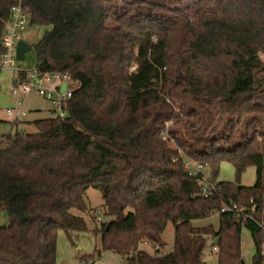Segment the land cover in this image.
Masks as SVG:
<instances>
[{
    "label": "trees",
    "instance_id": "obj_1",
    "mask_svg": "<svg viewBox=\"0 0 264 264\" xmlns=\"http://www.w3.org/2000/svg\"><path fill=\"white\" fill-rule=\"evenodd\" d=\"M121 1L25 0L30 26L51 28L32 47L36 69L67 74L81 88L68 117L52 112L33 122L35 133L13 123L1 139L0 264H59L60 230L72 244L79 234L100 236L102 251L125 264H207L209 238L217 264H241L244 228L253 264H261L258 226L218 212L253 199L261 208L255 218L264 216V0ZM17 3L0 0V55ZM173 120L175 147L162 138ZM215 123L226 134L208 138ZM179 150L208 166L213 182L223 162L232 164L237 182L198 197L202 178L188 175ZM249 167L256 182L240 186ZM89 189L101 192L112 218L93 231L75 214L91 215ZM213 217L217 230L204 223ZM169 224L173 249L161 254ZM144 243L158 248L154 255Z\"/></svg>",
    "mask_w": 264,
    "mask_h": 264
},
{
    "label": "rangeland",
    "instance_id": "obj_2",
    "mask_svg": "<svg viewBox=\"0 0 264 264\" xmlns=\"http://www.w3.org/2000/svg\"><path fill=\"white\" fill-rule=\"evenodd\" d=\"M115 1L120 6L126 5V3L121 0ZM127 3L131 4L132 2L129 0ZM50 30L51 28L47 26L31 25L21 34V37L33 47V45L37 44ZM261 58L264 60V55H262ZM15 66L16 68L27 72L34 70L36 68V53L33 48L26 54L25 60L22 62H16ZM16 76V70L4 68L0 70V142L3 135L12 132V123L14 119L7 114V110L15 109L18 102L25 100V109L28 114L21 121L23 123L18 124L19 122H16L18 127L14 130L23 133H35L37 132V129L33 122L52 116L48 111L51 109V105L36 94L32 93L28 96L23 94L14 95L15 85L13 80ZM176 111L178 112V110ZM177 127L178 124L173 120L166 126L165 130H175ZM213 128H216V130L214 132H208L206 134L208 138H219L220 134H226V127L219 126L218 123H215ZM170 145L175 147L174 142H170ZM179 155L183 157V161L189 159L181 150H179ZM204 174L209 181L213 182L211 179V170L208 166H205ZM236 179V170L234 166L228 162H223L220 165L217 182L214 183L235 184L237 182ZM255 182L256 169L254 167H249L242 175L240 186L252 187ZM86 201L89 208L92 210L90 216L101 217L102 220L96 223L89 215H84L78 211H75V214L84 217L87 226L91 231L99 228L102 223H108L112 220V218L105 213V209L103 208L104 200L100 191L89 189L86 193ZM95 210H98V212L95 213ZM6 223L7 218L3 214H0V225ZM204 223L213 225L216 230L219 228L218 217H213L208 222ZM174 234L175 227L172 224H169L163 235L165 246L161 248V254H168L172 251ZM214 243L215 240H213V238L207 240V248L203 257V260L207 264H217V255L212 252V245ZM140 248L152 255L156 252V248L150 244H142ZM255 255L256 248L251 232L247 228H244L241 236V261L244 264H253ZM57 257L59 264H81L88 260H92L94 264H125V259L119 254L111 251H102L100 236L97 237L90 233L79 234L78 238H74V244H72L68 240L66 233L61 230L58 232L57 237Z\"/></svg>",
    "mask_w": 264,
    "mask_h": 264
},
{
    "label": "built area",
    "instance_id": "obj_3",
    "mask_svg": "<svg viewBox=\"0 0 264 264\" xmlns=\"http://www.w3.org/2000/svg\"><path fill=\"white\" fill-rule=\"evenodd\" d=\"M28 26H30V14L25 6V0H18L17 5L11 8L10 17L1 36L3 52L0 55V70L3 68L16 70L17 76L13 80L15 85L14 95L23 94L28 96L34 93L51 105L52 112L56 117L64 119L68 117L71 99L74 93L81 88V83L75 81L67 74L58 72L47 73L36 68L30 72L25 71L26 74L24 77L20 76L19 73L23 72V70L15 66L17 62L16 49L19 41L22 40L21 34ZM7 114L14 119L13 123H20L28 114L25 109V100L18 102L15 109L7 110ZM167 132L165 130L162 133V138L164 141H171ZM184 168L189 176L202 178V188L200 193L197 194L198 197L211 199L219 195L221 186L206 178L204 165L187 159L184 161ZM249 203V207H242L233 201L226 202L222 205L218 215L233 214L239 217L243 216L245 221H251L258 226L263 238L259 255L261 264H264V216L255 218L259 211H261V208H259L260 206L253 199ZM101 220V217H97L96 222L98 223ZM216 243L217 241L215 240V243L212 245V252L214 253L218 252ZM81 264H94V262L88 260Z\"/></svg>",
    "mask_w": 264,
    "mask_h": 264
},
{
    "label": "water",
    "instance_id": "obj_4",
    "mask_svg": "<svg viewBox=\"0 0 264 264\" xmlns=\"http://www.w3.org/2000/svg\"><path fill=\"white\" fill-rule=\"evenodd\" d=\"M32 50V46H30L25 40L19 41L16 49V61L22 62L25 60L26 54ZM80 249V248H79ZM241 264H244L243 262Z\"/></svg>",
    "mask_w": 264,
    "mask_h": 264
},
{
    "label": "crops",
    "instance_id": "obj_5",
    "mask_svg": "<svg viewBox=\"0 0 264 264\" xmlns=\"http://www.w3.org/2000/svg\"><path fill=\"white\" fill-rule=\"evenodd\" d=\"M44 100V99H43ZM41 111V110H40ZM51 114H52V110H48ZM48 118V117H47ZM45 119V118H44ZM23 123V122H22ZM144 244H148V243H144ZM141 249V248H140Z\"/></svg>",
    "mask_w": 264,
    "mask_h": 264
}]
</instances>
